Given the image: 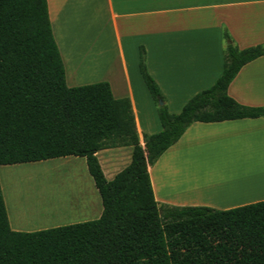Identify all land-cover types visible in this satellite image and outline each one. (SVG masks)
<instances>
[{
	"label": "trees",
	"instance_id": "obj_1",
	"mask_svg": "<svg viewBox=\"0 0 264 264\" xmlns=\"http://www.w3.org/2000/svg\"><path fill=\"white\" fill-rule=\"evenodd\" d=\"M224 35L221 76L178 113L140 47L139 71L162 124L141 138L131 99L115 97L108 81L67 84L48 0H0V165L84 157L103 204L95 219L14 230L0 181V264H264V200L229 209L160 204L149 173L194 122L264 117V105L228 93L264 44L240 48ZM122 146L132 148L131 161L108 180L97 152Z\"/></svg>",
	"mask_w": 264,
	"mask_h": 264
},
{
	"label": "crops",
	"instance_id": "obj_2",
	"mask_svg": "<svg viewBox=\"0 0 264 264\" xmlns=\"http://www.w3.org/2000/svg\"><path fill=\"white\" fill-rule=\"evenodd\" d=\"M48 6L67 84L108 81L115 97L131 99L141 138L162 129L154 101L144 95L146 117L140 108L141 46L169 110L178 113L221 76L225 31L240 48L264 44V0H48ZM75 34L80 41H73ZM228 93L242 104L264 105V55L240 69ZM123 150L130 152L129 164L130 146L97 152L108 180L127 165L120 166ZM149 173L160 204L229 209L264 200V117L194 122ZM86 179L73 204L82 217L78 222L103 210L93 177ZM8 216L14 230L37 227L20 215Z\"/></svg>",
	"mask_w": 264,
	"mask_h": 264
},
{
	"label": "rangeland",
	"instance_id": "obj_3",
	"mask_svg": "<svg viewBox=\"0 0 264 264\" xmlns=\"http://www.w3.org/2000/svg\"><path fill=\"white\" fill-rule=\"evenodd\" d=\"M74 16L72 15V18ZM79 34L82 35V32H79ZM79 39L75 34L73 41H80ZM73 64L71 63V65ZM136 70L141 85L140 108L144 117H146L145 114L149 110L145 109V97H148L150 102L153 100L148 93L138 66ZM143 89H145V93H142ZM129 156L130 152L123 150V161L120 166L128 163ZM78 159L74 157H57L0 165V181L9 215H20L21 220L25 223H36L37 227L27 226L23 228V231L61 226L82 220V217L77 215L73 204L75 199L82 195L83 189L86 188V178L91 176L88 174L87 163L83 162L85 159ZM45 208L46 215H44Z\"/></svg>",
	"mask_w": 264,
	"mask_h": 264
}]
</instances>
